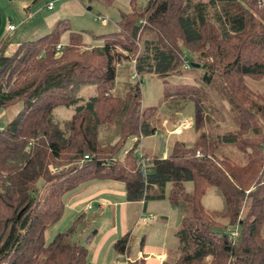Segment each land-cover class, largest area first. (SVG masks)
Returning <instances> with one entry per match:
<instances>
[{
	"label": "trees",
	"instance_id": "trees-1",
	"mask_svg": "<svg viewBox=\"0 0 264 264\" xmlns=\"http://www.w3.org/2000/svg\"><path fill=\"white\" fill-rule=\"evenodd\" d=\"M138 1L130 0L99 48H86L64 21L11 55L0 41V109L20 106L0 128V264H86L96 230L84 244L74 240L83 216L50 240L46 233L62 220L66 197L98 181L122 184L130 203L167 199L180 212L174 264H264V92L246 84L264 79V0ZM65 32L69 42L56 52ZM132 66L133 83L125 80ZM200 70L191 82H171L182 100L197 98L196 109L216 130L201 132L190 146L174 142L164 159L141 154L148 159L143 176L134 152L156 133L158 108L142 105V77L162 80L166 102L168 78ZM214 89L229 106L231 131L218 132L212 119L218 109L207 94ZM200 96L212 103L203 106ZM58 108L66 118L58 119ZM128 141L132 148L121 156ZM230 147L240 160L222 153ZM210 189L222 209L202 205ZM113 249L126 255L129 235Z\"/></svg>",
	"mask_w": 264,
	"mask_h": 264
},
{
	"label": "rangeland",
	"instance_id": "rangeland-1",
	"mask_svg": "<svg viewBox=\"0 0 264 264\" xmlns=\"http://www.w3.org/2000/svg\"><path fill=\"white\" fill-rule=\"evenodd\" d=\"M33 1L34 0H0L1 42H6L8 45L15 46L18 43L35 40L47 34L58 22L64 21L72 32L80 34L82 44L86 48H99L103 45V41L100 37L115 32L118 29L117 23L120 14L127 13L130 9V0H115L111 7H106L97 2L90 3L88 0H39L36 5L32 6L31 4ZM147 1L148 0H139L138 5L144 6ZM49 3H53L52 10L46 8V5ZM28 6L34 9L27 12L26 8ZM101 19H106L107 23L102 25L100 22ZM11 26L16 29L14 33L9 31V27ZM68 42L69 32H65L60 38L59 46L64 47ZM186 58L189 59V55H186ZM202 74L203 72H201V70L199 74L184 71L182 76L168 78L172 97L166 102H164L163 97L165 87L162 80L150 75L142 77L140 81L142 105L144 107L153 106L158 108L157 115L153 121V124L156 125L157 132L154 137L145 140V145L144 141L141 140L140 145L134 152L135 156L144 154L143 152H145V149L143 146H146V148L154 147L153 149L157 151L158 157H161L162 154L171 147L172 140L180 141L187 146H190L201 132L207 131L208 129H211V131L216 130L217 124H206L204 112L196 109L195 103L197 102V98L188 97L186 100H182L181 92L173 87L175 85H172L173 81H177L179 84L191 82V79L198 78ZM127 75L128 77L125 80H129L131 83L137 81V79L131 80L129 78V76H133V66L129 69V74ZM118 78L120 79L119 75ZM118 78L116 84H122V81L120 82ZM246 84L253 92H264V79L259 82L248 79L246 80ZM214 85L215 82L213 83V86ZM122 88L123 85L121 86V89L118 90L119 94L123 93L124 90ZM92 92L93 89L91 87L84 91L88 96L91 95ZM207 95H209V98L214 103L212 105L214 107L213 111L218 109L215 112V115H212V119L215 118L213 120H216L215 122L220 125V128H217L219 129L218 132L223 133L234 129L231 115L229 113V106L227 107V105L218 102L220 101L218 90L214 89L213 92H209ZM203 97L204 96H200L199 98L201 99L200 101H202L203 106H206L210 101H206V99L204 101ZM55 114L60 120L67 117V113L63 108H58ZM207 115L210 116L209 113H207ZM186 120L192 122L193 128L191 130H185L180 138L172 137L171 141H167V133L171 130L174 131L181 122ZM7 122L8 119L7 117L5 118L4 109H0V128L5 127ZM132 145V141H128L123 148L121 156H123L125 151H130ZM222 153L228 156H234L236 157L235 159L240 160V156L233 147L222 150ZM42 185L43 182L39 181L37 186L40 189ZM166 193H168V190ZM164 203L168 205V200L164 199L160 202H149L148 205L150 209L154 208L162 211L165 207L163 206ZM222 204L220 196L214 189L208 190L203 198V206L208 210H220L223 206ZM175 215L176 220L175 216H173L168 223L160 222V228L153 235H147L146 245L159 244V237H162L164 227L171 231L179 227V222H181V220H179L177 213ZM153 216L154 215L150 213H141L140 218ZM64 230H66V227ZM140 230L141 232H144L146 228L140 225ZM47 238V240H50L51 236H48ZM168 239L172 240L168 242V246L175 245L172 233L168 235Z\"/></svg>",
	"mask_w": 264,
	"mask_h": 264
},
{
	"label": "crops",
	"instance_id": "crops-1",
	"mask_svg": "<svg viewBox=\"0 0 264 264\" xmlns=\"http://www.w3.org/2000/svg\"><path fill=\"white\" fill-rule=\"evenodd\" d=\"M28 9L30 10L28 11ZM31 9L34 8L28 6L26 11L30 12ZM15 31L16 29L10 32L14 33ZM16 47L17 45H8L7 55H11ZM19 109V105L4 109V115L5 118L7 117L8 122L18 113ZM155 135L156 133L151 137L142 139L144 145L145 140ZM182 135L176 136L171 130L167 133V141H171L172 137L180 138ZM174 142L176 140H172L171 146ZM143 148L145 149L143 153L146 156L158 159H164L169 150L167 149L161 157H158L157 151L153 149L154 147L146 148V146H143ZM148 204L128 202L123 185L120 183L112 181L89 183L66 197L63 218L56 226L47 231L46 238L48 236L52 237L56 232L64 231L65 227L67 229L77 217L83 216L85 222L84 227H82L83 230L75 236L74 240L84 244L90 229L96 230L87 243L88 255L86 264H135L139 262L142 264H174L179 256L175 238V233L179 227L172 231L164 227V233L162 237H159V244L146 245V240L148 234L153 235L160 228V222L168 223L173 216H175L176 220V213L179 220H181L182 216L169 202L168 205L166 203L163 204L165 207L162 211L154 208L150 209ZM141 213L153 214V220L151 222H143L142 220L148 217L140 218ZM179 223L181 224V222ZM140 225L146 228L144 232H141ZM171 233L175 245L168 246V242L172 241L168 239V235ZM125 235H129V251L126 255H119L114 251L113 245Z\"/></svg>",
	"mask_w": 264,
	"mask_h": 264
},
{
	"label": "built area",
	"instance_id": "built-area-1",
	"mask_svg": "<svg viewBox=\"0 0 264 264\" xmlns=\"http://www.w3.org/2000/svg\"><path fill=\"white\" fill-rule=\"evenodd\" d=\"M46 8L48 10H51L53 8V3H49L48 5H46ZM101 24L105 25L107 23L106 19H101L100 20ZM15 28L14 27H9V31H13ZM62 50V47L61 46H57L56 47V52H59ZM184 69H188V66L187 64L185 63V66H184ZM192 128V122L191 121H183L179 124L178 127H176V129L173 131V134L176 135V136H179V135H182V133L185 131V130H189ZM196 156L197 157H200V154L199 153H196ZM85 159H88L87 157H84ZM140 165V170L143 174V176L145 175L146 173V165L148 164V159H144L142 156H139V163ZM153 220L152 217H148L147 219H143L142 221L143 222H151ZM237 232L236 231H231L230 232V237L232 239H235L237 237Z\"/></svg>",
	"mask_w": 264,
	"mask_h": 264
}]
</instances>
